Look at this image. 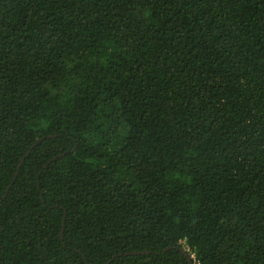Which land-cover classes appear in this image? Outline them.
Returning <instances> with one entry per match:
<instances>
[{"label":"trees","instance_id":"obj_1","mask_svg":"<svg viewBox=\"0 0 264 264\" xmlns=\"http://www.w3.org/2000/svg\"><path fill=\"white\" fill-rule=\"evenodd\" d=\"M0 264H264V0H0Z\"/></svg>","mask_w":264,"mask_h":264}]
</instances>
